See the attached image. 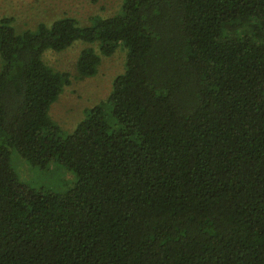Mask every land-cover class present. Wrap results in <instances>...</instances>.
<instances>
[{
    "label": "trees",
    "instance_id": "16d2710c",
    "mask_svg": "<svg viewBox=\"0 0 264 264\" xmlns=\"http://www.w3.org/2000/svg\"><path fill=\"white\" fill-rule=\"evenodd\" d=\"M12 22L0 19V264H264V0ZM77 40L79 77L119 47L123 71L62 134L48 110L70 74L42 55ZM11 150L74 183L25 186Z\"/></svg>",
    "mask_w": 264,
    "mask_h": 264
},
{
    "label": "rangeland",
    "instance_id": "374dc122",
    "mask_svg": "<svg viewBox=\"0 0 264 264\" xmlns=\"http://www.w3.org/2000/svg\"><path fill=\"white\" fill-rule=\"evenodd\" d=\"M122 2L123 0H0V19L12 18L16 31L34 30L39 23L48 25L63 16L74 18L79 25H87L95 18L119 14ZM85 46L86 43L77 40L63 50L48 49L42 55L47 65L70 74L69 84L64 86L48 110L49 117L60 127L62 134L70 133L92 106L106 101L112 79L123 71L125 51L119 47L110 56H101L95 74L79 77L74 64L79 51ZM10 161L20 181L34 190L60 193L70 188L75 181L74 173L58 163H50L44 168L31 166L14 150H11Z\"/></svg>",
    "mask_w": 264,
    "mask_h": 264
}]
</instances>
